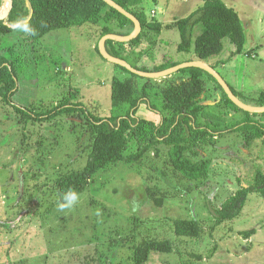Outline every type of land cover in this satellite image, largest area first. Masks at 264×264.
I'll return each instance as SVG.
<instances>
[{
	"label": "rangeland",
	"instance_id": "obj_1",
	"mask_svg": "<svg viewBox=\"0 0 264 264\" xmlns=\"http://www.w3.org/2000/svg\"><path fill=\"white\" fill-rule=\"evenodd\" d=\"M222 1L238 12L245 42L242 52L232 56L233 45L224 39L223 50L210 62H218L217 72L242 102L255 105L264 90V0ZM202 4L203 0H143L146 17L161 23L184 17ZM196 28L198 33L200 27ZM99 32L90 23L52 30L33 49H26L13 101L31 106L35 113L50 109L71 93L91 114L107 116L111 77L129 74L115 71L98 54ZM159 38L166 60L184 62L192 57V49L175 50L179 40L175 29L162 31ZM1 43L16 44L13 56L24 52L19 40L4 37ZM160 52L155 62L161 60ZM133 79L138 85L145 81L138 75ZM208 84L213 86L212 81ZM218 96L216 91L205 104H213ZM136 114L160 120L158 112L142 103ZM229 115L240 118L244 113L231 111ZM248 117L264 124L261 113ZM215 140L216 148L203 153L214 160L206 180L189 184L177 179L171 164L165 162L167 150L158 156L152 151L142 164L118 161L96 172L79 193L76 206L60 212L54 191L45 183L84 166L88 153L84 128L66 115L25 123L0 97V264H97L100 257L105 264H131L132 244L112 251L106 245L110 237L131 232L136 239L168 237L174 243L171 253L152 252L145 264H264V197L250 193L232 220L216 224L211 214L236 190L237 177L245 184L256 168L264 171V135L248 146L236 133ZM147 186L155 187L157 195H168L162 206L153 203ZM174 218H194L204 233L199 238L176 237L171 227ZM251 228L256 232L244 236Z\"/></svg>",
	"mask_w": 264,
	"mask_h": 264
},
{
	"label": "trees",
	"instance_id": "obj_2",
	"mask_svg": "<svg viewBox=\"0 0 264 264\" xmlns=\"http://www.w3.org/2000/svg\"><path fill=\"white\" fill-rule=\"evenodd\" d=\"M114 1L140 21L141 30L136 37L126 42L107 39L105 49L110 55L124 59L139 70L158 71L180 63L166 60L164 51L160 52L159 37L162 31L169 29H175L178 33L179 40L175 47L177 52H189L192 49L193 55L186 61L201 60L214 69L218 62L210 60L221 53L224 39L233 45L232 56L243 50L245 36L238 14L222 0H203V4L188 15L168 23L156 21L153 16L148 19L143 0ZM1 5L2 0L0 7ZM17 22L28 23L34 32L25 34L16 30L14 25ZM85 23L99 27L98 38L108 33L125 35L134 27L130 19L103 0H12L8 15L0 20L1 99L19 113L25 123L30 119L43 122L56 116H71L79 120L88 138V153L84 166L58 175L50 184L45 183L54 191L56 203L69 189L78 194L85 191L90 178L108 165L118 161L127 165L142 164L150 152L153 151L155 156H158L164 149L167 150L165 162L171 164L172 174L177 179L189 184L201 182L209 176L214 162L203 153L208 152V148H216L215 139L236 133L242 135L248 146L264 135V124L251 121L248 117L251 113L235 105L213 76L193 66L181 68L161 78L144 77L145 81L138 85L133 79L136 74L112 63L115 71L126 72L129 77H111V107L107 116L91 114L76 98H71V93L50 109L35 113L31 112V106L15 103L12 95L17 87L20 60L23 59L26 49H33L35 43L52 30ZM197 26L200 27L198 33ZM4 37L19 40L20 49H24V52L13 56L16 44L2 45L1 40ZM95 49L104 58L98 50V44ZM158 52L162 54V58L155 62ZM145 60L155 63L149 66L144 64ZM208 80L213 82L212 87L209 86ZM229 87L238 97L236 90L230 85ZM216 91H219L218 99L213 104H205L204 101L214 97ZM141 103L147 105L149 110L158 112L160 120L154 122L137 116L136 112ZM255 105L264 106V90L258 93ZM231 111H241L245 117L234 118L229 115ZM261 114L264 115V112ZM248 181L243 184L237 177L236 190L211 209L216 224L237 217L250 193L264 197V171L256 168L252 179ZM154 188L147 186V194L154 204L162 206L168 195L163 192L157 195ZM41 198L42 195L35 203L40 202ZM171 227L173 235L180 238H199L204 233L203 225L194 218H174L171 220ZM255 232V228H251L243 234L247 237ZM136 238L133 232L126 236L110 237L106 244L107 251L132 244L129 256L131 264H145L152 252L173 251L174 243L168 237ZM195 257L201 259L200 255ZM97 259V264L107 262L101 257Z\"/></svg>",
	"mask_w": 264,
	"mask_h": 264
},
{
	"label": "water",
	"instance_id": "obj_3",
	"mask_svg": "<svg viewBox=\"0 0 264 264\" xmlns=\"http://www.w3.org/2000/svg\"><path fill=\"white\" fill-rule=\"evenodd\" d=\"M105 3H107L109 6L112 8L116 9L118 12L126 16L128 19H130L133 22V30L125 35H119V34H113V33H108L102 35L99 40H98V50L100 54L109 62L121 65L125 67L128 71L142 77H147V78H161L168 76L176 71H178L181 68L184 67H199L206 72H208L211 76H213L218 84L222 87L224 92L226 93L227 97L239 108L248 111L250 113H262L264 112V106H257V105H249L244 102H242L231 90L229 85L226 83V81L221 77V75L217 72L216 69H214L212 66L209 64L201 61V60H189V61H184L180 62L176 65L170 66L168 68L158 70V71H143L139 70L133 66H131L127 61L124 59L115 57L110 55L106 49H105V41L107 39H112L115 41H120V42H126L131 40L132 38L136 37L140 30H141V24L140 21L129 11L124 9L121 5L116 3L114 0H103ZM12 7V0H3V5L1 6L0 10V20L6 18L8 15L10 9Z\"/></svg>",
	"mask_w": 264,
	"mask_h": 264
},
{
	"label": "clouds",
	"instance_id": "obj_4",
	"mask_svg": "<svg viewBox=\"0 0 264 264\" xmlns=\"http://www.w3.org/2000/svg\"><path fill=\"white\" fill-rule=\"evenodd\" d=\"M16 30L23 31L25 34H32L34 29L29 26L26 22H17L14 25ZM79 194L72 189H69L66 193L63 194L62 199L57 203V209L60 212H65L66 210L73 209L76 204L79 202Z\"/></svg>",
	"mask_w": 264,
	"mask_h": 264
},
{
	"label": "crops",
	"instance_id": "obj_5",
	"mask_svg": "<svg viewBox=\"0 0 264 264\" xmlns=\"http://www.w3.org/2000/svg\"><path fill=\"white\" fill-rule=\"evenodd\" d=\"M235 10V9H234ZM236 11V10H235ZM237 12V11H236ZM237 14H238V12H237ZM239 16V15H238Z\"/></svg>",
	"mask_w": 264,
	"mask_h": 264
}]
</instances>
